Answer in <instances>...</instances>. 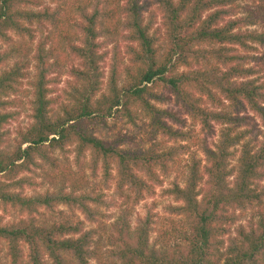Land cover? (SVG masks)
<instances>
[{
	"label": "trees",
	"instance_id": "1",
	"mask_svg": "<svg viewBox=\"0 0 264 264\" xmlns=\"http://www.w3.org/2000/svg\"><path fill=\"white\" fill-rule=\"evenodd\" d=\"M248 1L0 0V264H264V80L251 65L264 33ZM23 94L30 122L11 139ZM38 170L48 186L27 194L44 187ZM172 174L166 216L133 217ZM111 184L123 201L106 224Z\"/></svg>",
	"mask_w": 264,
	"mask_h": 264
},
{
	"label": "rangeland",
	"instance_id": "2",
	"mask_svg": "<svg viewBox=\"0 0 264 264\" xmlns=\"http://www.w3.org/2000/svg\"><path fill=\"white\" fill-rule=\"evenodd\" d=\"M42 1H44L45 4L49 3V0H42ZM243 5L245 7L246 12H249V11L250 12H256L255 14L258 17L257 18V24H255L254 26H250L249 29L255 30L256 32L264 33V17L262 16V14L264 13V1H262V0H251L248 2H244ZM151 11H153V7L151 8ZM245 11H244V13H245ZM257 12H260V14H258ZM159 22H160V20H157V25L159 24ZM39 37H40V34L38 33L33 44L36 43V41ZM124 43L125 42H121V41L119 42V45L121 47L119 51H120V55L125 58L126 55H125ZM254 46H255L256 51H254L252 54L254 55L256 60H254L251 63V65H253L254 67H256V69H259L261 71L259 74V77L261 78V80H264V46H262V45H254ZM111 47H112V45L108 46L106 49L110 50ZM7 48H8L7 46H5L4 44H2L0 42V51L7 49ZM109 58H110V55L108 56V58L106 60V65L104 68V71H105L104 72L105 73L104 81H106V79L109 75V68H108V65L110 63ZM127 61L128 60L126 58L124 60V62L127 63ZM74 64H76V62H74ZM32 65H33V61H31V64H30V76H32L35 73L34 69L32 68ZM53 77H57V79H58V82L53 87V89H54L53 97L57 98L58 101H61L62 99H65L64 94L66 93V91H68L67 90V82L70 81L71 78L67 75V68H64V67L61 68L60 70H58V72L56 74H53ZM23 89L24 90H30V87L28 86L27 82L24 83ZM20 97H22L23 106H22V108L17 110L16 113H18V115L16 116L15 120L12 121L9 126L6 127L8 136L11 139H13L15 137V132L18 128L26 126L30 122V118H29L30 108L28 105L29 98L25 94L21 95ZM160 106H162V105H160ZM162 107H172V105L168 104V106L163 105ZM256 121L259 125V129L261 130V134L259 136V138L261 139L262 137H264V126H262L259 119H256ZM188 124H189V121L186 124L187 128H189ZM200 130L201 129L198 125H197V127L194 128V132L196 134L200 133ZM216 130H217V128H216ZM216 138L217 137L214 136L212 138V140L215 141ZM64 155L67 158V161L71 164L72 168L75 169V168H79L81 166V167H83V169H85L86 175L90 176L91 171L88 169V161H89L88 155L79 159L80 164H79V161L76 160V153L74 152L73 147H69L67 152ZM62 156H61V158H62ZM234 163L235 162L233 161V164ZM41 173H42V171L38 170L29 176L36 179L37 182H41L42 180H44L43 181L44 187L37 188L36 190H27L26 191L27 194L40 193L48 186L47 181H45L46 179L41 177ZM174 175L175 174H172L168 178L164 179L162 186L156 187L154 195L145 198L137 206H135L133 217L143 216L148 209L153 211V213H158L160 216H166V214L163 212V207H164V205H166L169 202V199L162 196V189L170 186V181L174 178ZM101 178H102V175H101V172L99 171L97 173V177L92 181L94 183L93 185L99 184ZM181 181H180V183H181ZM104 194L106 195L107 201H109L111 203L110 207L108 209L101 208V211H103L107 214V216H106L107 218L104 220V222L106 224H108L116 217V215L119 211V206L121 205L123 200H120L119 198H117L114 195L112 184H111L109 189L104 190ZM59 209H63V208L60 207ZM250 212L251 211H249V213ZM77 214L75 213V215H77ZM249 215L250 214H248V216ZM79 217L82 218L81 215H79ZM86 226H88V225H86ZM104 249L105 250L108 249V246H105Z\"/></svg>",
	"mask_w": 264,
	"mask_h": 264
}]
</instances>
